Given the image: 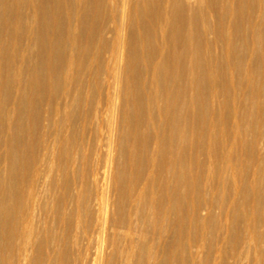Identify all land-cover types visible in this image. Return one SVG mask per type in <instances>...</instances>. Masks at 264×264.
Masks as SVG:
<instances>
[{"label": "bare ground", "instance_id": "6f19581e", "mask_svg": "<svg viewBox=\"0 0 264 264\" xmlns=\"http://www.w3.org/2000/svg\"><path fill=\"white\" fill-rule=\"evenodd\" d=\"M0 264H264V0H0Z\"/></svg>", "mask_w": 264, "mask_h": 264}]
</instances>
